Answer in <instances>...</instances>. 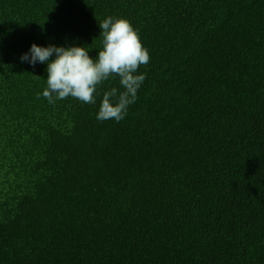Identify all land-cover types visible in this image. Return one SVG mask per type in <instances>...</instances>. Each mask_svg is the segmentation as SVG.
<instances>
[{
	"label": "trees",
	"instance_id": "1",
	"mask_svg": "<svg viewBox=\"0 0 264 264\" xmlns=\"http://www.w3.org/2000/svg\"><path fill=\"white\" fill-rule=\"evenodd\" d=\"M107 16L150 55L119 123L19 60ZM0 264H264V0H0Z\"/></svg>",
	"mask_w": 264,
	"mask_h": 264
},
{
	"label": "clouds",
	"instance_id": "2",
	"mask_svg": "<svg viewBox=\"0 0 264 264\" xmlns=\"http://www.w3.org/2000/svg\"><path fill=\"white\" fill-rule=\"evenodd\" d=\"M98 28L101 47L94 57L88 46L32 43L19 60L32 67L46 66V87L40 95L49 103L71 97L83 104L97 105L99 97L96 120L119 123L138 99L146 79V73L139 68L149 63L150 55L127 19L107 16ZM116 78L119 87L101 91L105 82Z\"/></svg>",
	"mask_w": 264,
	"mask_h": 264
}]
</instances>
